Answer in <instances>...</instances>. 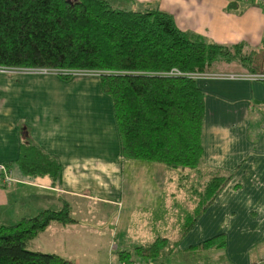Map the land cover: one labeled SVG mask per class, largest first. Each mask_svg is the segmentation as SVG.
I'll return each instance as SVG.
<instances>
[{
	"label": "crops",
	"instance_id": "0c3cea01",
	"mask_svg": "<svg viewBox=\"0 0 264 264\" xmlns=\"http://www.w3.org/2000/svg\"><path fill=\"white\" fill-rule=\"evenodd\" d=\"M130 1L132 7L152 5L166 12L181 31L241 45L242 54L264 60V8L254 3ZM233 63L229 70L213 66L193 77L203 92V123L201 157L192 169L121 159L112 102L95 73L62 80L49 70L0 71V163L12 168L27 139L55 157L61 169L56 187L47 178L21 180L13 170L16 181L0 183V222L59 209L65 201L73 222L51 223L27 249L68 262L104 264L163 237L166 246L156 257L161 263L200 264L198 259L212 255L217 260L206 264H264V131L257 110L264 104V82L248 78L246 67ZM225 174L231 178L179 236L184 216L197 206L195 190ZM175 199L180 206L194 201V207L181 213L177 236L168 240L159 232ZM218 235L222 245L199 247Z\"/></svg>",
	"mask_w": 264,
	"mask_h": 264
},
{
	"label": "trees",
	"instance_id": "16d2710c",
	"mask_svg": "<svg viewBox=\"0 0 264 264\" xmlns=\"http://www.w3.org/2000/svg\"><path fill=\"white\" fill-rule=\"evenodd\" d=\"M219 61L237 62L250 74L264 72L262 57L242 54L238 44L208 42L181 31L169 14L152 5L125 9L112 7L107 0H0V68L56 71L62 80L73 76L59 73L62 70L98 72L100 90L112 102L121 159L158 162L169 169L196 168L203 92L186 74L207 72ZM172 69L179 74H168ZM257 110L262 124L264 104ZM11 167L21 180L47 178L51 187L60 182L56 158L27 139ZM230 178L212 176L195 190L197 206L184 216L179 236ZM71 222L65 201L59 209L0 222V264H69L56 254L29 250L26 244L51 223ZM166 243L157 237L135 247L134 254L118 253L116 261L152 260ZM213 243L222 245L221 236L199 247Z\"/></svg>",
	"mask_w": 264,
	"mask_h": 264
},
{
	"label": "rangeland",
	"instance_id": "374dc122",
	"mask_svg": "<svg viewBox=\"0 0 264 264\" xmlns=\"http://www.w3.org/2000/svg\"><path fill=\"white\" fill-rule=\"evenodd\" d=\"M107 2L112 7H115V8H125V9L141 8V5H137L135 7H132V4H131L130 0H107ZM235 65H236V63H233V62L226 63V62H223V61H219V62H216L213 66H215L217 68H221V69L223 68L224 70H229V69H231V67H234ZM193 207H194V201H186L183 206H180V202L178 201V199H175V200L171 201V203H170V216L168 217L169 221L166 224V228L164 229V231H160L159 235H162V236L168 238V240H174V238L177 236L178 223H179V220L181 218V213L185 212V211H190V210H192ZM217 258H216V256L209 255V257L206 258L205 260L198 259V261H200V264H206L208 259L210 261L211 260L215 261V260H217ZM192 260H194V259H192ZM176 262H178L176 259L171 261V263H173V264L176 263ZM190 262H192V261H190ZM190 262L188 261V264H192ZM150 263L151 264L152 263L153 264H167V263H164V262L161 263V262L157 261L156 258L150 260Z\"/></svg>",
	"mask_w": 264,
	"mask_h": 264
},
{
	"label": "built area",
	"instance_id": "2783aa9c",
	"mask_svg": "<svg viewBox=\"0 0 264 264\" xmlns=\"http://www.w3.org/2000/svg\"><path fill=\"white\" fill-rule=\"evenodd\" d=\"M242 2H251L256 4L257 6L264 8V0H239ZM11 68H0L1 72H7V71H11ZM54 73H56V71H53ZM59 73H72V75H76V74H80V73H95L96 75H98L97 72H92V71H81V70H75V71H59ZM168 74H179V72H177L176 70L172 69L168 72ZM189 77H194L196 75V73H189L186 74ZM248 78L250 79H262L264 80V72L263 73H259V74H250L248 75ZM261 129L264 131V122L261 124ZM13 180L12 178V171L10 168L6 167L4 164L0 163V183L4 184V185H8L10 184ZM69 264H80L77 262H70ZM104 264H121L118 261H108L107 263ZM129 264H151L150 260L149 261H144L138 258H134ZM153 264V263H152Z\"/></svg>",
	"mask_w": 264,
	"mask_h": 264
}]
</instances>
